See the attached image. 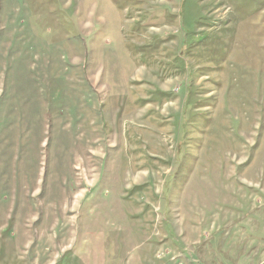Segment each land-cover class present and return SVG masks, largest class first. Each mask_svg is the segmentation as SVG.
Returning a JSON list of instances; mask_svg holds the SVG:
<instances>
[{
    "label": "rangeland",
    "instance_id": "obj_1",
    "mask_svg": "<svg viewBox=\"0 0 264 264\" xmlns=\"http://www.w3.org/2000/svg\"><path fill=\"white\" fill-rule=\"evenodd\" d=\"M0 264H264V0H0Z\"/></svg>",
    "mask_w": 264,
    "mask_h": 264
}]
</instances>
